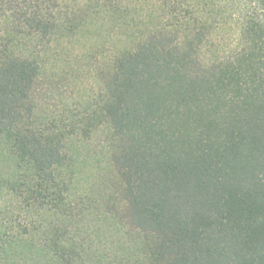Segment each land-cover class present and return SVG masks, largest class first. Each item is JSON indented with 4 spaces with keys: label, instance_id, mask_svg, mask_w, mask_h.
<instances>
[{
    "label": "trees",
    "instance_id": "1",
    "mask_svg": "<svg viewBox=\"0 0 264 264\" xmlns=\"http://www.w3.org/2000/svg\"><path fill=\"white\" fill-rule=\"evenodd\" d=\"M89 15L139 39L96 67L84 100L48 106L35 51L4 38L45 48ZM0 23V134L19 210L0 218V264H264V0H0ZM96 120L117 137L124 216L104 207L123 237L111 249L69 229L81 217L68 208L69 141Z\"/></svg>",
    "mask_w": 264,
    "mask_h": 264
},
{
    "label": "rangeland",
    "instance_id": "2",
    "mask_svg": "<svg viewBox=\"0 0 264 264\" xmlns=\"http://www.w3.org/2000/svg\"><path fill=\"white\" fill-rule=\"evenodd\" d=\"M116 25L101 24V21L89 15L82 26L58 35L52 33L43 38L45 48L42 46L34 48L36 38H4V40L7 42L11 39L16 43L17 39H20L21 43H25L15 45L13 51L20 53L24 51L25 54L30 50L35 51L33 54L38 56L44 71L39 96L46 105L60 109L66 97L77 104L84 100L82 97L84 82L94 80L97 68L105 70V63L114 52L129 47L139 39L124 38L123 20ZM139 28L142 26L139 25ZM224 39L229 42L235 40V38ZM79 109H82L81 104L74 110L78 112ZM95 123H99L98 120ZM116 142L117 137L108 122L104 123V121L95 131H90V134L73 135L69 141L66 175L70 183L72 202L68 203V208L81 216L75 219L74 226H70L69 229L78 233V240L83 238L85 242H90L94 249H111L114 247L111 242L114 235L123 237L121 231L112 223V214L110 215L104 207L106 201L112 200L110 205L113 211L124 216V209L120 208L123 204L119 189L122 183L116 169L109 168L111 145H115ZM14 157L4 136L0 134V218L8 217L9 212L13 215H18L19 212L18 209L13 212L12 200L8 194V185L16 173ZM140 236L135 231L126 239L130 238L134 247Z\"/></svg>",
    "mask_w": 264,
    "mask_h": 264
}]
</instances>
